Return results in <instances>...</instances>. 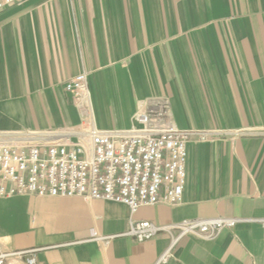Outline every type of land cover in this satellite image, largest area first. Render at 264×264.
Wrapping results in <instances>:
<instances>
[{
  "label": "crops",
  "instance_id": "0c3cea01",
  "mask_svg": "<svg viewBox=\"0 0 264 264\" xmlns=\"http://www.w3.org/2000/svg\"><path fill=\"white\" fill-rule=\"evenodd\" d=\"M83 73L87 107L67 90ZM161 99L178 129L215 134L188 144L181 205L132 213L79 197L0 200V252L32 251L37 264H264V0H19L0 10L1 143L131 130ZM220 218L238 223L215 240L120 236L132 223Z\"/></svg>",
  "mask_w": 264,
  "mask_h": 264
},
{
  "label": "built area",
  "instance_id": "2783aa9c",
  "mask_svg": "<svg viewBox=\"0 0 264 264\" xmlns=\"http://www.w3.org/2000/svg\"><path fill=\"white\" fill-rule=\"evenodd\" d=\"M17 1L0 0V10ZM67 90L82 107H87L90 91L86 73L70 81ZM135 122L131 130L89 127L76 142H63L69 140V134L63 132L42 134L59 137L54 142L37 140L36 133L15 144L0 142V200L16 196L79 197L124 204L132 213L160 204L181 205L187 182L188 144L195 139L209 140L215 134L178 129L167 99L149 104L135 116ZM237 223L230 218L189 220L170 228L150 222L132 223L130 230L120 236L142 243L163 231H177L174 246L185 236L215 240ZM33 254L2 253L0 264L13 256L25 257L26 264H37Z\"/></svg>",
  "mask_w": 264,
  "mask_h": 264
},
{
  "label": "rangeland",
  "instance_id": "374dc122",
  "mask_svg": "<svg viewBox=\"0 0 264 264\" xmlns=\"http://www.w3.org/2000/svg\"><path fill=\"white\" fill-rule=\"evenodd\" d=\"M2 253H6V252H0V254H2ZM7 264V263H6Z\"/></svg>",
  "mask_w": 264,
  "mask_h": 264
}]
</instances>
